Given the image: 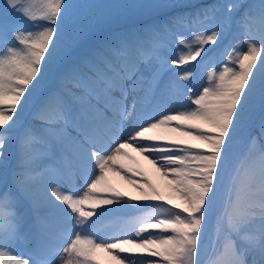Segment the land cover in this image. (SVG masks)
Segmentation results:
<instances>
[{"label":"snow or ice","instance_id":"1","mask_svg":"<svg viewBox=\"0 0 264 264\" xmlns=\"http://www.w3.org/2000/svg\"><path fill=\"white\" fill-rule=\"evenodd\" d=\"M0 264H264V0H5Z\"/></svg>","mask_w":264,"mask_h":264},{"label":"rangeland","instance_id":"2","mask_svg":"<svg viewBox=\"0 0 264 264\" xmlns=\"http://www.w3.org/2000/svg\"><path fill=\"white\" fill-rule=\"evenodd\" d=\"M93 2L98 3H114V2H121V0H93ZM5 4V0H0V6H3ZM104 29H100L97 32L93 34V38L99 39L104 34ZM205 82V75L200 71L197 70L196 78H195V86L196 88H199L200 85H202ZM238 159V158H237ZM139 165L143 169L144 173L146 174V177L150 179L154 184H156L158 187H160L162 190H164L165 181L160 176L158 172H156L155 168H153L152 165H150L147 161L143 160L142 157H138ZM114 182L117 184V186H124V182L119 180L118 177L113 178ZM132 191L131 189H129ZM135 194V193H133ZM136 212H131L124 214L122 217H112L109 221L105 222V231H107L110 234H116L118 232H113L112 229L115 227H118L117 229L121 228L123 226V220L129 219L131 216L137 215Z\"/></svg>","mask_w":264,"mask_h":264}]
</instances>
